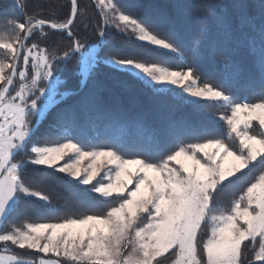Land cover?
<instances>
[{
    "label": "snow or ice",
    "instance_id": "snow-or-ice-1",
    "mask_svg": "<svg viewBox=\"0 0 264 264\" xmlns=\"http://www.w3.org/2000/svg\"><path fill=\"white\" fill-rule=\"evenodd\" d=\"M12 7L24 19L0 16V264H264V0L258 10L226 0L200 11L187 0H94L95 26L78 21L79 0L59 19L28 15L20 0ZM57 35L69 41L62 52ZM242 51L254 72H242ZM73 59L69 81L60 73ZM102 66L138 82L153 104L222 105L214 119L224 130L184 117L158 128L121 121L109 103L123 85L101 79ZM30 167L79 207L61 215ZM29 201L46 209L41 219L22 211Z\"/></svg>",
    "mask_w": 264,
    "mask_h": 264
},
{
    "label": "trees",
    "instance_id": "trees-1",
    "mask_svg": "<svg viewBox=\"0 0 264 264\" xmlns=\"http://www.w3.org/2000/svg\"><path fill=\"white\" fill-rule=\"evenodd\" d=\"M13 0H0V16L5 14L15 16L18 19L23 20L24 16L20 15L19 12L12 7ZM21 3L27 5L26 13L28 15H39L40 17H52V18H62L67 12L68 0H20ZM128 2H139L145 5L152 4H170L173 0H128ZM188 3L198 5L197 9L194 11L202 10V6L207 3H223L226 0H187ZM80 11L85 12L86 15L78 17V21L89 23L92 26L100 23V17L97 14V10L94 7V0H79ZM250 3L256 6V10L259 7V0H250ZM43 4H53L60 5L59 10L56 9H44L41 8ZM78 34L83 38L87 37V43L95 42L97 39L96 33L89 27L85 30L83 27L76 29ZM47 31V30H46ZM51 35V33H50ZM192 36L191 30L184 34L185 39H190ZM37 40L40 37L37 35ZM55 46L59 48L60 52L69 47V41L62 39L60 36H55ZM83 42V40H82ZM112 43L116 47L121 46L119 40H114ZM50 49L53 47V42L50 40L48 42ZM158 55V54H157ZM161 62H166L167 66L173 69H179L187 67V64L181 62L175 57H159ZM237 63L240 65L242 72L248 74L254 72L253 64L251 59L247 56L246 52L242 51L238 57H235ZM191 63V57L188 58V64ZM77 68V60L73 59L67 68L61 70V75L63 78L72 81L75 79L74 72ZM219 74L217 73V76ZM100 78L107 80L109 82L119 81L123 86L117 87L111 97L109 107L110 109L118 115L121 121H133V120H143L148 126L158 128L161 123L172 116L174 118L184 117L190 120L193 124L197 126H210L216 130L222 132L224 130V125L218 120L214 119V116L223 115L226 109L222 105H217L215 103L202 102L203 107H194L192 105L178 104L175 101L169 99L166 101L164 106L160 104H153L149 102V93L143 89V87L138 82H133L130 78L123 76L122 74L112 73L110 69L103 67L100 72ZM211 82L217 83V79H213ZM238 99L243 98V92L235 93ZM250 101L258 99L257 96H249ZM46 132V124L42 125L39 132L37 133V138L42 137ZM106 143V142H105ZM28 158V154H22L18 159ZM258 171V170H257ZM251 178V177H249ZM28 179L33 186H40L47 181V191L54 199L57 200L61 207V215L66 214V212H71L76 210L79 205L75 202V199L71 192L65 191V188L61 185H57L52 182V177L47 176L44 173L36 172L31 167L28 169ZM22 211L27 210L30 213L29 219H41L37 217L36 213L45 212L46 209L42 206L40 202L29 201L21 206ZM24 222H28L25 220ZM0 252L3 249L0 248ZM27 259H33L32 255L26 256ZM54 258V257H53Z\"/></svg>",
    "mask_w": 264,
    "mask_h": 264
},
{
    "label": "rangeland",
    "instance_id": "rangeland-1",
    "mask_svg": "<svg viewBox=\"0 0 264 264\" xmlns=\"http://www.w3.org/2000/svg\"><path fill=\"white\" fill-rule=\"evenodd\" d=\"M66 158H67V157H66ZM61 163H63V161H61ZM87 164H88V161H83L82 164H81V167H82V168H83V167H86ZM104 170L106 171V169H104ZM101 174H103V171L101 172ZM97 179H99V177H97ZM0 253H2V252H0Z\"/></svg>",
    "mask_w": 264,
    "mask_h": 264
}]
</instances>
